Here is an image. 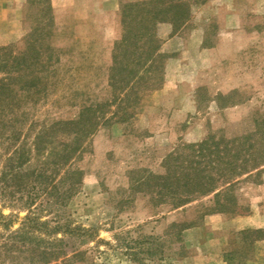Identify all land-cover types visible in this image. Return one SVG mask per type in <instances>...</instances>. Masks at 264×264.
I'll list each match as a JSON object with an SVG mask.
<instances>
[{"label": "rangeland", "instance_id": "obj_1", "mask_svg": "<svg viewBox=\"0 0 264 264\" xmlns=\"http://www.w3.org/2000/svg\"><path fill=\"white\" fill-rule=\"evenodd\" d=\"M189 3V17L176 31L167 22L157 25V88H137L141 99L126 119L111 116L122 112L117 101L107 107L73 164L81 170L80 184L63 201L55 195L67 186L58 179L65 168L53 195L30 197L34 191L17 188L13 174L36 168L37 160L9 173L17 160L9 157L15 142L28 148L42 122L74 117L81 104L111 98L107 76L120 34L119 7L114 17L97 13L94 24L74 19L61 24L53 15L52 24L48 0L20 4L18 34L0 46L12 44L20 52L26 35L34 32L37 44H51L59 61L55 86L43 99L32 103L24 92L17 94L18 141L9 138V131L2 136L0 128V264H38L29 252L36 246L53 251L47 264H227L225 252L242 250L241 230L213 218L239 214L207 213L210 195L173 208L131 186L148 172L162 173L167 154L187 159V144L211 134L240 136L255 129V122L264 123V0ZM217 43L221 56L212 63L200 57L202 47ZM258 170L235 186L242 214L259 212L257 205L264 214V165ZM26 215L37 221L28 222ZM215 223L219 227L211 230ZM245 259V264H264V239L254 242Z\"/></svg>", "mask_w": 264, "mask_h": 264}, {"label": "trees", "instance_id": "obj_2", "mask_svg": "<svg viewBox=\"0 0 264 264\" xmlns=\"http://www.w3.org/2000/svg\"><path fill=\"white\" fill-rule=\"evenodd\" d=\"M47 7L50 10V23L53 24L51 9ZM189 11V0H132L119 3L120 34L113 42L107 76L112 90L111 98L105 102L81 104L74 117L42 122L27 149L15 142L9 161L13 158L17 160L15 166L8 168L9 173L24 167L31 159L38 162L36 168L28 172L16 171L13 174L17 177V188L24 190L28 187L29 191H34L30 197H36L38 192L51 196L62 182L60 180L64 179L68 181L67 186L55 195V199L60 197L63 201L71 197L81 180V170L72 167L79 158L83 141L98 128L111 103H120L119 111H122L118 114V110H114L111 116L126 119L141 99L137 88H157L153 70L159 56L157 25L167 22L176 31L187 21ZM33 33L26 35L24 48L20 52L14 51L12 44L0 46L1 135L9 131V138L14 141H18L22 132V120L14 113L17 94L22 91L32 103H37L56 82L52 79L56 75L54 63L59 61V55L54 53L55 48L51 44H37ZM24 119L27 121L28 118ZM186 147L189 150L187 159L177 161V154H167L162 163L164 171L157 174L148 172L145 177L134 180L131 183L133 192L141 191L148 194L151 201L168 203L173 208L210 195L207 213L242 214L237 208L234 189L239 181L264 165V123L255 122V129L240 136L221 135L215 138L211 134ZM64 168V173L58 176ZM26 177L33 180L27 184L24 182ZM25 219L28 222L37 221V217L32 215H26ZM239 235L243 248L225 252L227 264H245L254 242L264 239V228H247L239 231ZM29 252L38 264L49 263V255L53 254L47 246H36Z\"/></svg>", "mask_w": 264, "mask_h": 264}, {"label": "crops", "instance_id": "obj_3", "mask_svg": "<svg viewBox=\"0 0 264 264\" xmlns=\"http://www.w3.org/2000/svg\"><path fill=\"white\" fill-rule=\"evenodd\" d=\"M27 0H0V44L4 43L9 38H13L18 34L16 30L18 27L17 14L20 4ZM122 0H48L51 14L54 19H57L61 24H69L74 19L75 24L86 23L94 24L97 18V13L103 11L111 14L113 17L119 7V2ZM132 1V0H128ZM83 10V15L75 13V10ZM79 18V20H77ZM202 38V37H201ZM219 44L211 45L209 47H202L200 50V57H208L212 63L217 57L221 56L219 52ZM164 89H169L168 84L163 85ZM264 187V184L261 185ZM257 211L254 210L247 214H239L234 217H227L224 214L214 215L216 222L221 221L233 230H243L247 228H262L264 227V214H261L260 207L257 205ZM259 216L260 220L256 218ZM221 224V223H220ZM221 224V225H222ZM211 230L219 227L218 223L211 224ZM207 227H209L207 225Z\"/></svg>", "mask_w": 264, "mask_h": 264}]
</instances>
